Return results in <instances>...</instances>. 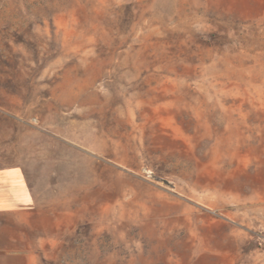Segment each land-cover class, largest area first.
Listing matches in <instances>:
<instances>
[{"label":"rangeland","instance_id":"obj_1","mask_svg":"<svg viewBox=\"0 0 264 264\" xmlns=\"http://www.w3.org/2000/svg\"><path fill=\"white\" fill-rule=\"evenodd\" d=\"M0 187V264H264V0H0Z\"/></svg>","mask_w":264,"mask_h":264},{"label":"crops","instance_id":"obj_2","mask_svg":"<svg viewBox=\"0 0 264 264\" xmlns=\"http://www.w3.org/2000/svg\"><path fill=\"white\" fill-rule=\"evenodd\" d=\"M1 188L3 189V191L1 190ZM0 194H5L6 197L8 198L9 190L7 188L0 187Z\"/></svg>","mask_w":264,"mask_h":264}]
</instances>
